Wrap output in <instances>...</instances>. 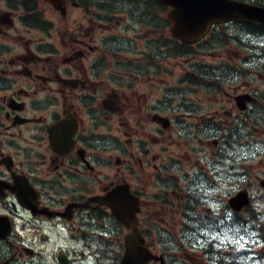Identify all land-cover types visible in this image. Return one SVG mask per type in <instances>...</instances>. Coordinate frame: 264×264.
Instances as JSON below:
<instances>
[{
  "label": "flooded vegetation",
  "instance_id": "af4514ba",
  "mask_svg": "<svg viewBox=\"0 0 264 264\" xmlns=\"http://www.w3.org/2000/svg\"><path fill=\"white\" fill-rule=\"evenodd\" d=\"M168 10L0 0V264H119V189L150 264H245L231 200L264 194V26L189 43Z\"/></svg>",
  "mask_w": 264,
  "mask_h": 264
},
{
  "label": "water",
  "instance_id": "95a60500",
  "mask_svg": "<svg viewBox=\"0 0 264 264\" xmlns=\"http://www.w3.org/2000/svg\"><path fill=\"white\" fill-rule=\"evenodd\" d=\"M172 6L170 17L173 21L172 32L185 41L199 38L211 22L234 20L246 23L259 22L264 24V7L246 4L236 0H159ZM111 194H116L124 199L120 203L111 201L117 217L133 231L125 236V253L120 264H147L151 258L150 253L143 247L142 238L133 226L130 215L133 211L126 209V204L131 201L122 189ZM247 203L245 192L239 193L232 200V206L240 208Z\"/></svg>",
  "mask_w": 264,
  "mask_h": 264
},
{
  "label": "rangeland",
  "instance_id": "374dc122",
  "mask_svg": "<svg viewBox=\"0 0 264 264\" xmlns=\"http://www.w3.org/2000/svg\"><path fill=\"white\" fill-rule=\"evenodd\" d=\"M253 151H256V149H258V146H256V144H254L253 146L250 147ZM247 150H249V148H247ZM258 164H260V161L258 160V158L255 156L251 157V159L248 161V165H249V169L251 170V173L254 174H258V172L261 171V169H257L256 166H258ZM253 187H256V185H254ZM257 187L258 183H257ZM257 189L254 188L253 192H256ZM264 194L259 193L258 195H254V204L253 206L256 207V211L262 210L264 209ZM247 229V234H241L240 235V241L242 240V242H247V264H264V259L262 261H257V260H253L252 259V255L255 254H261L258 251V248L261 245V239L256 238L257 236V231L255 228H251L250 226L247 228H244V231ZM233 235L239 237V234H237L235 232V228H233ZM245 246V244H244Z\"/></svg>",
  "mask_w": 264,
  "mask_h": 264
},
{
  "label": "trees",
  "instance_id": "16d2710c",
  "mask_svg": "<svg viewBox=\"0 0 264 264\" xmlns=\"http://www.w3.org/2000/svg\"><path fill=\"white\" fill-rule=\"evenodd\" d=\"M255 2L264 5V0H257V1H255Z\"/></svg>",
  "mask_w": 264,
  "mask_h": 264
}]
</instances>
